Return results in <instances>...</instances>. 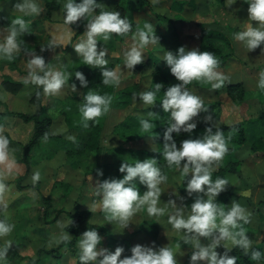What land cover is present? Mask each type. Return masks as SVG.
I'll return each instance as SVG.
<instances>
[{
	"label": "clouds",
	"instance_id": "1",
	"mask_svg": "<svg viewBox=\"0 0 264 264\" xmlns=\"http://www.w3.org/2000/svg\"><path fill=\"white\" fill-rule=\"evenodd\" d=\"M247 3V13L251 20L257 23L248 26L241 31L233 33V38L242 42L249 50L264 44V0H245ZM234 0H231V4ZM96 0H65L64 21L67 25L76 22L80 18L91 16L87 19L84 39L78 42L74 51L82 57L83 64L91 67L104 66L108 63L105 58L107 49L97 48V36H103L108 40L111 33L127 34L132 29L127 16H121L119 11H99L94 9L100 7ZM15 9L25 14H40L41 6L36 0H17ZM28 32L25 20L17 16L11 21L7 35L0 40V56L8 60L14 58V54L24 43L18 37ZM159 37L154 33V25L149 21H144L142 27H137L133 33V44L124 52L125 66L132 69L134 65L143 61V48L148 44H158ZM44 48H41L43 51ZM163 61L168 67L171 75L179 81L166 88L160 106L163 111L168 112L171 123L163 132V155L169 166L175 165L181 170V174L188 177L185 191L188 195L197 193L190 206L181 204L177 206L174 200L169 199L166 203L161 202L162 193L160 184L167 180V176L162 174L155 158H145L143 160L134 159L133 163L122 161L118 171L123 173L121 178H105L98 183L97 195L100 196L102 208L108 214L109 219H114L126 228L129 225L130 217L141 207L146 208L149 216H159L166 212V206L172 205L174 213L168 216V220L173 228L183 230L182 239L185 243L192 242L194 250L189 256V264H235L236 256H229L230 248L225 247L221 241H229L233 246H238L245 253L251 250V258L259 260L262 253L251 248L252 240L246 235L243 225L248 222L249 213L244 206L237 201H232L230 205H222L216 202L217 195L225 189L228 181L224 177L211 178L212 165L214 161H219L228 151L226 138L223 131L212 127L204 130V134L195 139H183L177 146L173 133L179 134L181 131L191 132L196 127L194 117L200 112L206 111L203 108V101L200 96L191 92L186 85L193 80H204L210 82L213 89L224 85L223 75L217 71L218 58L212 51H201L198 48L186 49L179 46L175 52L164 51ZM28 74L25 83L29 81L43 87V91L48 94H55L69 80V73L65 70L54 68L45 63L44 57L32 52L27 61ZM100 73L104 84L118 83L119 72L114 68L101 67ZM75 78L82 87L88 84L84 74L75 71ZM257 86L264 89V70L259 73ZM75 90L76 85H71ZM162 84H154V90L141 91L139 99L146 105H153L160 92ZM111 96L100 94L89 89L84 94V102L80 105V112L83 118L84 127L88 126V121L100 116L107 111ZM135 99V97H134ZM153 115L152 112L148 113ZM210 117H205L209 119ZM141 131L152 132L155 127L150 120L141 118L139 120ZM45 138L47 133L44 134ZM68 139L74 140L69 136ZM10 152L9 139L0 134V160L8 158ZM184 161L181 166V161ZM97 176L103 175L102 170H96ZM190 174V176H189ZM40 179L39 170L33 172L32 181L35 183ZM137 182L145 186L141 192L137 187ZM6 185L0 182V192L6 190ZM203 193V195H199ZM177 198L178 193L175 194ZM190 208V214L184 215V208ZM72 221L69 219V224ZM13 225L6 219H0V237L7 236L12 231ZM71 236L66 232L60 237L66 240ZM204 237L208 243H201L200 238ZM102 237L97 228L88 227L80 235L79 261L81 264H178L177 255L173 248L166 245L153 247L152 244H134L130 248V255L121 258L124 251L123 246H116L114 250L105 247H98ZM154 243V242H153ZM7 247L0 248V258L6 257V251L11 244L7 242ZM223 245L225 251L218 253L215 249L218 245ZM177 247H180L177 244Z\"/></svg>",
	"mask_w": 264,
	"mask_h": 264
},
{
	"label": "rangeland",
	"instance_id": "2",
	"mask_svg": "<svg viewBox=\"0 0 264 264\" xmlns=\"http://www.w3.org/2000/svg\"><path fill=\"white\" fill-rule=\"evenodd\" d=\"M49 1L58 3L61 9L64 7L65 0ZM108 1L109 0H102L98 2V4L101 5L100 7L102 9L115 11V6H109ZM116 1L119 2L120 0ZM16 2L17 0H0V21H2V24L0 25V40L7 35L8 27L11 25L12 19L17 16H20L25 20L28 32L22 34L21 37H18V39H21L24 43H21L19 51L14 54L12 60L0 56V113L5 110H10L34 114L38 111V104L34 99L33 93L34 87L37 84L29 81L17 92L10 93L1 85V82L6 76H9L16 82H25V78L28 74L27 61L32 52L36 55L43 56L45 63H48L49 66L65 70L70 74L71 71L76 69V67H79L82 63V57L78 56L72 47L85 38L83 32L85 31L87 19H91V16L78 19L74 28H71L64 23V14L61 9L52 14V21L47 20L43 0H36L41 6V12L38 15L19 12L14 7ZM215 4L221 5L222 3L217 0L215 1ZM98 9L99 8L94 9V12H98ZM237 14L238 12L235 10L233 17L235 18ZM123 15L126 16L128 14ZM228 21L231 22L232 20ZM208 24L214 28H222L217 21H211ZM237 24V22L228 24L232 27H229L231 28L229 29V33H226L227 31L223 29L229 39L233 38V33L241 31V29L235 26ZM133 28L134 27H132L129 33H135ZM78 30L80 31V34L75 36V33ZM198 30L199 29L193 27H189V29L186 28V31L192 35L198 34ZM68 31H70L73 36H69ZM120 35L114 34L115 38L113 40H104L102 34L98 35L97 48L99 49L103 46L107 49L106 57L117 58L119 49L122 47L123 40L125 39V36ZM192 39L193 40L191 41L188 40V49L197 48L194 43L195 38ZM55 44L61 45V47L56 46L46 50L44 56V50L41 51V48H47L48 46ZM150 45L151 43L146 46ZM146 56L147 55H145V57ZM234 62L237 63L238 61L236 62L235 60ZM190 83L189 86H192L193 84ZM44 94L47 97L45 98L44 103L46 102L51 105V109L48 113L53 120L56 121L53 127V132L62 131L64 125L60 120L62 114L60 110L61 105L58 101L65 100L63 97L67 96V94L62 88L55 94ZM216 98L221 100L222 103L218 119H214L213 116L210 115L207 116L210 117L209 119H205L204 116H201L198 120L208 121L216 125L221 123L230 124L242 120L244 121L245 118L252 115L254 116L256 112L264 109V98H260L261 102L258 103L257 107L249 110L243 102L236 104L231 103L223 93H220L217 96L213 92L208 91L207 95L203 96L201 99L211 101ZM66 107L69 106L66 104ZM129 121L134 125V134L138 135L143 132L140 127H136V122L133 119ZM114 122L115 121L112 119L108 120L107 128L104 130L106 135L104 136L102 145L106 148L115 146L117 142L115 137L110 135ZM248 130H251L250 125L248 126ZM32 131V122H23L15 116H8L0 119V134L8 137L10 148L8 158L0 160V182H3L7 186L6 190L0 192V215L1 219H6L8 223L13 225L12 231L7 234V236L0 237V248L7 247L6 241L11 243L6 251V257L0 258V264H81L79 261L80 250L78 245L80 236L74 243L76 250L75 255L70 252L67 244L63 242L64 240L60 239V237L66 233L65 226L69 223V219L71 220V218L61 210H72L73 208L71 205H75V199L82 209L87 206H92L95 203L93 198H98V195L96 194V186L99 182L96 178H93L94 176H90L85 180V175L81 170L73 171L65 166L67 164L66 160L69 161L70 159L66 157L64 151L60 150L58 145L43 141L38 146L34 147L28 155L32 166L30 173L21 181V184L30 187L19 190L16 186V181L25 173V165L22 162V148L29 141ZM57 148L58 150L56 151ZM50 154L51 157L46 158ZM242 157L246 156L242 155ZM252 157L256 160L252 165H250L249 162H244L241 167L238 162L237 167L239 172L231 173L230 176L233 174L234 179H229V182L232 183L231 187H233L232 190L235 193L234 197H236L233 201L235 200L240 203L249 213V219L247 222V227L249 228L245 229V232L252 240L251 248L259 250L262 253V256L259 260H253L251 258V250H249L247 254L250 257L252 264H264V244L256 247L259 243V238L262 237V234L264 233V158L254 156L253 154ZM219 161L213 162L212 169H215L220 165ZM89 163L91 164L93 161L90 160ZM101 167L102 166L98 163L93 169L94 171L97 169L103 171ZM37 170L40 172V179L33 183L32 174ZM187 179L188 177L184 178L182 174H178L175 178V182H171V185L174 184L176 186L175 194L178 193L179 197H182L183 199L177 198L174 194L172 197L166 196L167 200L160 197L161 202L166 203L169 199H172L177 206H180L181 204L190 206L192 201L186 198L184 190V185H186ZM59 181L70 183L73 188L70 196H63L62 188L59 185H55V183ZM227 186L228 185H226L225 188H227ZM171 191H173V189H171ZM220 193H222V191ZM195 195H197V193ZM43 198L48 199V203H44ZM231 202L227 205H230ZM161 206H166L167 210L165 215H168L169 211H175V208L172 205H164L162 203ZM97 209L94 210L97 211ZM189 211L190 208L185 207L184 215L190 214ZM92 213L91 218L87 220L86 228H97L99 235L102 237L98 247L107 248L108 246L106 247V245L108 244V239L114 232L113 230H116L121 224H117L115 228L113 225L110 227L106 226L104 225L105 220H103V218L99 217L95 212ZM163 215L164 214L152 216L159 220ZM250 227L253 230L250 229ZM127 233L124 234L129 236L126 238L131 241L130 248L137 243L148 244V237L138 234L133 236L134 231L132 230H129ZM173 233L176 235L175 240L177 242L174 243L175 245L179 244L182 248L186 245H191V252L194 250L192 242L190 244V241L188 243L183 241V230L176 229ZM69 235L71 237L66 239L67 241H70L73 238L71 234ZM168 235L165 236L166 238L163 240V243L166 240V244L152 242V246L158 248L161 245H169V247L173 248L174 253L177 255L176 259L181 264H189V256L191 255V252L187 254L188 250L185 252L183 249L180 252V248L173 247V238ZM177 237L180 239H177ZM200 240L203 244L208 243V240L204 237H201ZM221 243L227 248L231 247L229 246L231 242L228 243L227 241H221ZM127 244L128 242L125 243V245ZM222 244L217 246V249H221L219 251L216 250L218 253L225 251ZM52 249L57 250L60 258H54L46 254L47 251ZM108 249L114 250L110 247H108ZM130 254V250L129 252H125V254L121 253V258ZM228 255L233 256L231 252H228Z\"/></svg>",
	"mask_w": 264,
	"mask_h": 264
},
{
	"label": "trees",
	"instance_id": "3",
	"mask_svg": "<svg viewBox=\"0 0 264 264\" xmlns=\"http://www.w3.org/2000/svg\"><path fill=\"white\" fill-rule=\"evenodd\" d=\"M102 0H96V2H100ZM220 3H223L224 0H218ZM44 7L46 9V18L49 21H52L51 16L54 12L61 9L58 3L43 0ZM109 6H115V11H119L121 16L123 14H134L143 11L145 7L151 8L152 4L148 0H120L117 2L116 0H109ZM174 5L182 6V3H175ZM99 11H107L106 9H102L98 7ZM62 13L65 15L64 7L61 9ZM124 16V15H123ZM156 20L158 21L159 27L161 30L165 31L168 36L169 47L167 50H171L175 52V50L181 46L178 42V33L175 28V23L179 20L177 17L171 18L166 14L155 13L154 14ZM132 24V27L135 28L136 23L132 20H129ZM62 22V21H60ZM65 23V21H64ZM74 22L68 25L71 28H74ZM2 21H0V25ZM66 24V23H65ZM67 25V24H66ZM197 29H199L198 38H199V50L204 51H212L218 58V67H224L230 62H234V51L233 46L228 38L227 34L221 28H214L209 24L200 23L197 24ZM80 31L78 30L75 33L79 35ZM114 34L111 33L109 36L110 40H113ZM120 35V34H118ZM120 36H125L126 38L129 36L127 34H121ZM122 40V38H121ZM120 40V41H121ZM113 42V41H112ZM61 47V45H50L47 48H44V56L45 51L53 48V47ZM264 48V44H262ZM25 48V47H22ZM108 60V63L104 66L99 67H91L89 65L82 63L79 67H76L69 74V80L65 82L67 87V96L64 97L65 100L58 101L60 103L61 110V122H63V130L58 132H53V127L55 122L48 111L51 109L50 104L44 103V91L43 87L40 85H36L34 87V99L38 104V111L34 114L20 111H10L5 110L0 113V119L8 116H15L22 120L23 122H32L33 123V131L29 141L22 148V162L25 165V173L21 177H19L16 181V186L19 190L26 189L30 186L22 185L21 181L28 176L31 170V162L29 160V152L36 146H38L41 142L47 141L51 142V144L58 145L60 150H63L66 157L69 160L65 166L69 167L73 171L80 170L79 167V159L85 156L88 152H91L93 155H100L104 153L111 154L112 164L105 165L107 172L100 177L99 182L104 180L105 178H121L123 173L118 171L119 165L122 161L133 163L134 159L143 160L145 158H155L157 165L160 167L162 174L167 176V180L160 184L161 190L167 185L171 184V182H175V178L178 174H181V170L177 168L175 165L169 166L164 155H163V132L167 127V124L171 123V117L168 112L163 111L160 106V101L163 98V93L166 88L172 84L179 83L169 72L168 67L165 65V62H160L156 58H153V62L151 60H144L133 66L132 70L134 72H143L144 70L148 71V75L150 77V83L147 90H154V84L159 82L162 84L160 92H157V98L153 105H146L139 99V82H134L130 87L124 88L118 93H115V85L113 83L104 84L102 82V77L100 73L101 67L114 68L117 64L121 62L120 59L115 57H105ZM75 71H80L84 74L85 78L88 81V84L82 87L78 80L75 78ZM145 73V72H143ZM25 82L19 81L16 82L12 80L9 76L4 77L1 85L7 89L8 92L15 93L17 92ZM72 84H75V90L69 89L68 87ZM187 88L193 92L194 94L200 96L207 95L208 91L213 92L215 95H219L223 93L231 103H241L245 97V91L243 86L240 83H230L224 84L219 88L213 89L212 87H203L200 85L193 84L192 86H187ZM92 89L100 94H107L111 96V102L107 109V111L103 112L100 116L93 118L88 121V126L84 127L82 114L79 110L80 105L84 102V94ZM135 97V99H134ZM203 101V108L207 109L206 111L200 112L196 117H194V121L196 122V127L191 132L181 131L179 134L173 133V138L177 142V146L179 147V143L183 139L187 138H197L204 134V130L208 127H212V130L215 131L217 128L223 131V135L226 138V143L228 146V151L226 152L229 155L226 163L222 165H218L217 168L212 169L211 178L215 180L217 177H224L231 173L239 172L238 169V161L232 158V151L242 147L246 144L247 137L252 133V128L254 132V139L251 142L250 151L254 156H260L264 158V109L261 110L259 116H257L251 123H248L246 127L244 126V121H239L235 123H221V124H212L208 121L198 120L201 116H210L212 115L214 119H218L220 108H221V100L218 98L212 99L211 101ZM67 106H72L66 107ZM152 112L153 115L149 116L148 113ZM134 113V114H133ZM147 119L154 123L155 127L152 129V132H142L141 134H134V125L130 123L129 120L133 119L136 123V127H140L139 120ZM114 120V125H112L110 135L115 137L116 144L110 148L104 147L102 145V141L104 139L105 128H107L108 120ZM198 120V121H197ZM250 125L251 130H248V126ZM253 126V127H252ZM45 133H47V137L45 138ZM69 136L74 137V140L68 139ZM56 149V151L58 150ZM55 153V152H53ZM51 154L46 158H50ZM184 161H181V166ZM111 168V169H110ZM108 171H111L112 174L108 175ZM190 176V174H189ZM55 185H59L63 190V196H70L71 191L73 190L70 183L65 181L56 182ZM137 187L141 192L145 190V186L141 185L137 182ZM235 196L232 188L227 187L220 193L217 197L216 202L218 204L225 205L229 202L231 198ZM48 199L43 198L44 203H48ZM75 205H71L72 210H61L65 212L68 217L71 218L72 223L67 224L65 226V231L73 236L72 240L67 241L64 240L68 246V249L72 254L75 255L76 250L74 247L75 240L81 235V233L86 229L87 220L91 218L92 212L88 210H84L80 208L79 203H77L76 199L74 200ZM101 216H103L104 225L106 226H115L118 223L114 219H109L108 214L102 208L99 212ZM133 216L137 217V220L130 221L131 226L128 225L126 228H122L120 225L116 230L114 229L112 235L108 239V244L106 247H110L114 249L116 246H123L125 252H129L130 250V239H127L124 233H127L129 230L134 231V234L144 235L145 237L158 238L159 234V226L153 220L152 216H149L146 212V208L141 207ZM1 219V215H0ZM130 226V227H129ZM244 230L249 228L247 227V223L243 225ZM128 234V233H127ZM128 242L127 245L125 243ZM107 247V248H108ZM232 255L236 256V264H252V261L247 253L244 252L243 249L238 246H233L231 249ZM47 255H50L54 258H60L57 250H49L46 252Z\"/></svg>",
	"mask_w": 264,
	"mask_h": 264
},
{
	"label": "crops",
	"instance_id": "4",
	"mask_svg": "<svg viewBox=\"0 0 264 264\" xmlns=\"http://www.w3.org/2000/svg\"><path fill=\"white\" fill-rule=\"evenodd\" d=\"M152 6L151 8L145 7L143 11L134 13L132 15H126L128 16L129 20H132L135 25L134 31L136 30L137 27H142L144 21H149L154 25V33L159 37L158 44H151L150 46H145L142 50V55L144 56V60H151L153 62V58H156L160 62H163V54L164 51H166L169 47L168 43V36L166 32L161 30L159 27L158 21L156 20L154 14L155 13H160V14H166L167 16L174 18L177 17L179 20L175 23V28L178 33V42L183 45L186 49H188V42L193 40L192 38H195L194 43L195 46L199 49V38L198 34H191L186 31V28L189 29V27L197 28V24L200 23H205L208 24L209 22H214L217 21L221 25V29L227 31L226 33H229V29L232 27L229 26V23H238L237 28L244 30L249 23H252L255 25L257 22L251 20L250 17H248L247 13V3L245 0H234V3L229 6L231 3V0H224V2L221 5H216L215 1L217 0H148ZM182 3V6L179 5H174L175 3ZM237 10L238 14L234 18V11ZM228 20H232L229 22ZM231 27V28H229ZM199 32V31H198ZM69 36H73L70 31H68ZM129 36L123 40L122 47L119 49V54L117 56L118 59L121 60L119 64L116 65L115 69L118 70L119 72V82L115 83V93H118L124 88L130 87L134 82H139V89L141 91H146L149 87L150 83V77L148 75V71L144 70L143 72H134L132 69H129L125 66V56L124 52L129 49L132 44H133V34L129 33ZM196 36V37H195ZM231 39V38H230ZM189 40V41H188ZM187 42V43H186ZM231 43L233 46L234 50V58L237 63L235 62H230L224 67H218L217 71L220 72L224 79V84H230V83H240L245 91V97L244 100L242 101L244 105H246L247 109H254L257 107L258 103L261 102V99L264 98V89H261L257 86V81L259 79V73L261 70H264V48H262L261 45L257 46L256 48L249 50L242 42L235 40L234 38L231 39ZM145 55H147L145 57ZM236 70V71H235ZM190 84H195V85H200V86H208L210 87V82H206L203 79L200 81L193 80ZM186 86H189L186 85ZM251 86V87H250ZM253 86V88H252ZM69 89H72V87H68ZM62 89L67 92V87L64 85ZM73 90V89H72ZM45 93V92H44ZM68 94V93H66ZM65 94V95H66ZM64 95V96H65ZM66 97V96H65ZM47 98L44 94V100ZM64 98V97H63ZM261 98V99H260ZM46 103V102H45ZM246 111V108H245ZM255 113V112H254ZM261 111L256 112V114L253 116H250L248 118H245L244 120V126L248 123H251L252 120H254L257 116H259ZM253 127V126H252ZM247 143L244 144L242 147L235 149L232 151V158L240 163V166L242 167L244 162H249L250 165L254 164L256 160L254 157H252L250 147H251V142L254 139V132L252 128V133L250 134L249 137H247ZM118 145V144H116ZM249 154V156H248ZM246 156V157H242ZM225 156V157H224ZM223 156V159L219 161V164L222 165L229 161V155L225 153ZM92 160L93 163H89V161ZM67 163L69 161L66 160ZM113 160L111 157V154L109 153H104L100 155H93L91 152H88L85 156H83L81 159H79V167L82 173L85 175V180L89 178L90 176H94L93 178H96L98 180L101 176H103L106 172L107 169L105 168V165L107 164H112ZM100 164L103 169V175L97 176L96 171H94V167L96 164ZM111 169V168H110ZM94 173V174H93ZM108 175H111L112 172L108 171ZM229 174L227 176V181H228V186L231 187L232 183L229 182V179H234L233 174L230 176ZM85 183V181H84ZM233 188V187H231ZM173 189V191H171ZM185 190V189H184ZM176 191V186L174 184H169L166 187L162 189L161 193V198L166 199V196H173ZM174 192V193H173ZM186 193V198L190 199L193 201L195 198V194L188 195ZM201 196L203 194H200ZM236 197H233L229 200L228 203L233 201ZM95 203L92 206H87L86 208L84 207V210H88L91 212L97 213V215L101 218L99 214L100 210L102 209L101 203H100V196L94 197L93 198ZM189 200V201H190ZM226 203L225 205H227ZM98 208V209H97ZM94 209H97L95 211ZM190 212V211H189ZM174 213V211H169L168 215H163V217L159 220H157L154 216H152L153 220L158 224L159 226V236L158 238H151L148 237V244H152V242H159L161 244H166V240L163 243V240L166 238L165 236H170L172 237V244L174 245L173 247H177L174 243L177 242L176 235L173 233L176 229L172 227L168 220V216L170 214ZM104 220V219H103ZM133 220H137V217L132 216L130 217L129 220V225L131 226L133 223L130 224L131 222H134ZM129 226V227H130ZM250 229H252L250 227ZM253 230V229H252ZM177 239H180L177 237ZM161 241V242H160ZM229 243V241H227ZM258 245H263L264 244V233L262 234V237L259 238ZM257 243V242H256ZM191 244V241H190ZM164 246V245H161ZM169 247V245H166ZM230 250L228 251L229 253L231 252V249L233 247L232 244H229ZM180 248L179 251L181 252L183 249L185 252L188 250L187 254L191 252L192 248L191 245H186L185 247H178ZM175 249V248H174ZM255 249V248H254ZM215 250H221V249H215ZM186 257V256H185ZM187 260V259H186ZM178 261V260H177ZM185 263V261H184ZM178 264H181L178 261Z\"/></svg>",
	"mask_w": 264,
	"mask_h": 264
}]
</instances>
